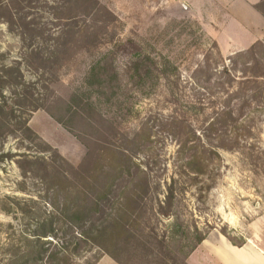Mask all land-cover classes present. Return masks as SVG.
I'll list each match as a JSON object with an SVG mask.
<instances>
[{"label":"rangeland","instance_id":"1","mask_svg":"<svg viewBox=\"0 0 264 264\" xmlns=\"http://www.w3.org/2000/svg\"><path fill=\"white\" fill-rule=\"evenodd\" d=\"M259 9L264 14V2ZM228 10L216 0H0V104L15 110L10 123L0 121V264L21 256L28 264H57L52 254L63 251L57 242L72 246L61 205L65 191L57 186L66 190L61 176H73L71 167L83 162L88 146L99 150L110 142L129 155L132 172L147 167L154 178L170 183L180 141L172 121L178 117L198 127L208 115L213 97L199 95L189 77L206 54L217 58L215 36ZM68 26L72 32L60 35ZM80 28L82 33L72 34ZM251 39L232 25L221 37L226 49ZM58 41L73 47L56 56ZM221 52L228 63L232 53ZM138 54L145 62L136 71ZM34 104L43 107L32 111ZM254 106L264 105L252 102L242 118L252 131L243 135L240 148L219 149L214 173L191 179L177 172L172 217L155 212L153 196L141 197V231L147 240L152 231L158 240L171 235L169 249L181 264H192L185 255L199 233L223 235L235 247L245 243L264 256V109L254 112ZM25 118L30 130L21 124ZM140 127L149 130L150 140H134ZM128 180L125 175L119 185ZM121 195L113 192L111 202ZM105 210L100 222L108 220L111 205ZM43 221L54 236L44 238L51 243L41 253V244L35 249L29 240ZM81 248L71 264H120L89 241ZM137 249V255L123 244L113 250L125 264H159L160 256Z\"/></svg>","mask_w":264,"mask_h":264},{"label":"trees","instance_id":"2","mask_svg":"<svg viewBox=\"0 0 264 264\" xmlns=\"http://www.w3.org/2000/svg\"><path fill=\"white\" fill-rule=\"evenodd\" d=\"M73 28L68 26V29H71L69 31H65L66 29L63 28L60 35L67 32L71 33ZM82 31L83 29L80 28L78 31H73L72 34L78 35ZM59 36L58 38H60ZM70 47H73V42L72 44L70 42L60 44L58 41L53 53L58 56L63 53L64 49ZM215 48L217 55L215 61L209 53L206 54L189 77L190 84L199 95L207 93L213 97L212 99L209 98L211 102H208L210 105L207 107L209 109L208 115L198 127L192 122L185 119L180 120L178 117H174L175 120L172 121V123L176 122L174 124L176 133H180V135L178 134L180 141L177 148L179 156L175 164L176 169H178V178L189 176L191 179H196L199 176L214 173L213 157L220 158L219 149L231 151L240 148V144L246 141V137L243 135L252 131L249 128L245 130V121L242 120L244 112H249L252 102L264 105V39L256 41L245 50L230 54L227 57L228 63L224 61L217 43ZM144 62L145 59L141 54H138L132 65L137 71ZM253 68L260 72L248 74L247 70ZM25 99V97L21 98L23 101ZM40 107L43 106L34 104L32 111ZM258 107L264 109V106H254L252 108L254 112L257 111ZM0 110L2 111L0 121L3 120L4 124L10 123V120L15 117L14 108L7 106L5 101L2 105L0 104ZM73 113L78 114L77 112ZM51 114L63 122L56 114L53 112ZM28 121V118L21 121L26 130H30ZM150 137L149 130L141 127L134 134V140L137 141L144 138L150 140ZM213 140L218 142L214 144ZM105 144L106 146L99 150L93 146H88L89 151L83 162L77 168L71 167L74 170L73 176L68 173L61 176L68 181L66 190L60 186H57V190L65 191V198L61 205L64 207V213H67L68 223L72 230V246H70L71 243L67 245L57 242L56 245L63 251H56L52 254V259L58 260L57 264H71L72 255L81 252V244L85 240L91 242L103 253L111 255L120 264L125 263L113 250L120 244H123L126 249L131 246V250H136L135 255L140 252L137 248L141 249L142 247V249L144 248V256H160L158 257L159 264H181L178 255L169 249L167 239L172 238L171 235L158 240V234L152 231L147 240V236L140 229L142 196L149 195L156 199L154 210L161 218L172 217L177 189L175 184L178 182L175 177L177 172L175 171L170 177V183L165 182V184L154 178L147 167H137V170L132 172L129 165V155L120 151L118 146H113L110 142ZM109 154L114 156L107 158ZM41 160L47 162L46 158H41ZM125 175L129 177V180L127 184H123L121 187L119 181L124 179ZM211 187L209 184L206 189ZM116 190L122 194L121 200L111 202L110 197ZM161 193L163 198L160 197ZM107 204L111 205V212L108 213L109 218L100 222L99 217L106 212L105 206ZM57 212L59 213V211ZM49 224H52V219ZM40 227L42 230L34 233V237L29 242L35 244V249L38 243L41 244L39 251L43 253L47 249L44 248V245L51 243L49 239L45 240L44 238L54 236V230H51L52 226L50 225L49 230H46L45 221L40 223ZM194 229L198 231L197 226ZM206 235L199 233L195 244L185 255V260L205 239ZM157 242L159 243V250L156 253L154 246ZM12 263L28 264V259L21 256L15 258Z\"/></svg>","mask_w":264,"mask_h":264},{"label":"crops","instance_id":"3","mask_svg":"<svg viewBox=\"0 0 264 264\" xmlns=\"http://www.w3.org/2000/svg\"><path fill=\"white\" fill-rule=\"evenodd\" d=\"M216 2L229 8L226 23L220 26L222 31L217 32L215 36L221 51L234 53L245 50L256 41L264 39V14L259 9L264 0H216ZM231 25L245 29L251 34V41L246 45L235 44L226 49L221 37ZM213 233L210 232L192 251L189 256L192 264H264V256L254 249L251 252L245 245L235 247L223 235L213 236Z\"/></svg>","mask_w":264,"mask_h":264},{"label":"water","instance_id":"4","mask_svg":"<svg viewBox=\"0 0 264 264\" xmlns=\"http://www.w3.org/2000/svg\"><path fill=\"white\" fill-rule=\"evenodd\" d=\"M182 6H183V8L186 9V10L189 9L188 6H187L185 3H182Z\"/></svg>","mask_w":264,"mask_h":264}]
</instances>
